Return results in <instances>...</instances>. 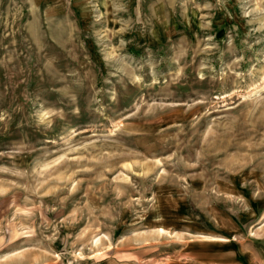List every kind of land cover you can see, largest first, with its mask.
<instances>
[{"label":"rangeland","instance_id":"obj_1","mask_svg":"<svg viewBox=\"0 0 264 264\" xmlns=\"http://www.w3.org/2000/svg\"><path fill=\"white\" fill-rule=\"evenodd\" d=\"M0 264H264V0H0Z\"/></svg>","mask_w":264,"mask_h":264}]
</instances>
